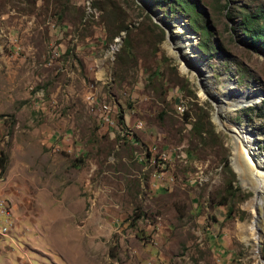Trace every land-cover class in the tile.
I'll use <instances>...</instances> for the list:
<instances>
[{"label": "rangeland", "instance_id": "obj_1", "mask_svg": "<svg viewBox=\"0 0 264 264\" xmlns=\"http://www.w3.org/2000/svg\"><path fill=\"white\" fill-rule=\"evenodd\" d=\"M263 9L264 0H0V192L16 219L0 264H264V215L259 231L246 229L256 197L235 165L239 138L215 120L165 27L179 15L191 28L188 58H201L197 46L207 55L215 90L225 94L230 72L235 90L251 87L221 113L255 124L264 152V39L243 32L245 15Z\"/></svg>", "mask_w": 264, "mask_h": 264}, {"label": "bare ground", "instance_id": "obj_2", "mask_svg": "<svg viewBox=\"0 0 264 264\" xmlns=\"http://www.w3.org/2000/svg\"><path fill=\"white\" fill-rule=\"evenodd\" d=\"M160 18L161 20L163 19L161 14ZM165 22L168 23V25L165 27L171 33V39L176 41L175 43L177 44V47L180 48V50H182L186 56L191 57L194 53L195 45V35L191 31V28L186 25L184 20H182L179 15L175 21L169 22L167 19H165ZM181 34L185 39L180 36ZM179 36L181 37L180 40L178 39ZM170 48L173 50V47ZM230 87L235 88L234 85ZM216 92L221 98V101L218 104L220 112L227 111L228 108H223L220 105L222 103H227L228 98L224 96V93H222L220 90H216ZM247 95H249V93ZM258 97V94L250 95L248 96V101H257ZM179 109L184 111L183 105H180ZM215 119L218 121V123L220 122L219 124L222 125V127H226L224 129L237 134L239 138V155L241 159H243V163L241 164L236 162L235 165L240 176L248 183L249 187L254 190V196L256 197L255 204L251 208L255 220L254 222L252 220L246 229L250 228L252 231H259L261 229V217H263L262 214L264 215V152L260 150L259 141L255 138L253 133V131L257 132L258 127L255 124L238 125L230 122L229 120L227 122H222L220 118V120L217 117ZM141 124L142 122L137 126H141ZM246 163H248V166Z\"/></svg>", "mask_w": 264, "mask_h": 264}, {"label": "water", "instance_id": "obj_3", "mask_svg": "<svg viewBox=\"0 0 264 264\" xmlns=\"http://www.w3.org/2000/svg\"><path fill=\"white\" fill-rule=\"evenodd\" d=\"M148 9L150 10V13L152 14L155 22H157V23L160 24L161 21H160L158 15H157L156 11L154 9H152V8H148ZM179 14L182 17H184V14L183 13L180 12ZM197 37H198V34H197ZM122 38H123V34L118 37V40H121ZM197 48L201 52V58L200 59H198V60H196L195 58L189 59L188 56H186L183 51H181L180 57L183 58V59H185L187 65H188V67L190 69H192V70L194 69L197 72V74H198V76H197L198 83L200 84L201 88L203 89V91L205 92V94L207 95V97L211 101L214 102V105L216 107V113H215L216 117L218 119L220 118L222 122H227L228 121V118L227 117H225L224 119L222 118L223 115L221 114V112L219 110V107H218V104L220 103L221 98H220L219 94L216 92V90L214 89V86L212 84H210V82L208 81L209 79L210 80H214L215 79L214 76H213V68H212L211 65H209V62L206 59L207 55L204 54L199 49L198 46H197ZM203 64H204V66H203ZM227 77H228V79H227L228 82H226V84H224V88L226 89V90H224L225 91L224 96H226V97L229 98L234 93H237V94H242V93L248 94L249 93L251 87H248L246 89H240L238 87L236 90H234L233 87H230L232 82L233 83L234 82L237 83L236 77H235V75H234L233 72H230ZM263 98H264V96H263ZM257 103H258L257 101H253L249 105H256ZM241 104L242 105H239L240 106L239 108H244V107L249 106V105H246V102H242ZM247 121H248V118H246L245 123H247Z\"/></svg>", "mask_w": 264, "mask_h": 264}, {"label": "built area", "instance_id": "obj_4", "mask_svg": "<svg viewBox=\"0 0 264 264\" xmlns=\"http://www.w3.org/2000/svg\"><path fill=\"white\" fill-rule=\"evenodd\" d=\"M110 109L111 106L108 104H104V110H102V113L104 114V118L109 120L112 117L110 116ZM183 110L185 111V106L183 104ZM143 124L141 126H137V128H142ZM11 202L9 199L0 192V239L9 237V231H12L15 227V216L12 209Z\"/></svg>", "mask_w": 264, "mask_h": 264}, {"label": "trees", "instance_id": "obj_5", "mask_svg": "<svg viewBox=\"0 0 264 264\" xmlns=\"http://www.w3.org/2000/svg\"><path fill=\"white\" fill-rule=\"evenodd\" d=\"M263 17H264V9L260 12H257V13H251V14L247 13L245 15V21L246 22H245L243 32L246 34L247 33L251 34L253 36V39H256V38H254L256 36L263 37V39H264V28H263L264 26H262V24H261ZM126 42H127V39H125L124 50L127 52V54H129V50H127L128 49V47H127L128 43H126ZM255 43H258L264 47V42L255 41ZM6 166H7L6 160L1 159L0 160V172L1 173L5 172Z\"/></svg>", "mask_w": 264, "mask_h": 264}]
</instances>
